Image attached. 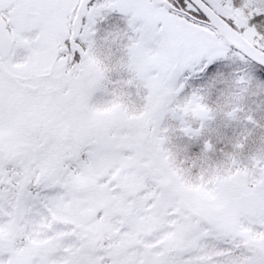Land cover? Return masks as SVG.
<instances>
[{
	"label": "snow or ice",
	"instance_id": "6c2138e0",
	"mask_svg": "<svg viewBox=\"0 0 264 264\" xmlns=\"http://www.w3.org/2000/svg\"><path fill=\"white\" fill-rule=\"evenodd\" d=\"M0 264H264V0H0Z\"/></svg>",
	"mask_w": 264,
	"mask_h": 264
},
{
	"label": "rangeland",
	"instance_id": "374dc122",
	"mask_svg": "<svg viewBox=\"0 0 264 264\" xmlns=\"http://www.w3.org/2000/svg\"><path fill=\"white\" fill-rule=\"evenodd\" d=\"M176 147L178 148V150H180V151H182L183 149L180 147V145H179V142H177V144H176Z\"/></svg>",
	"mask_w": 264,
	"mask_h": 264
}]
</instances>
